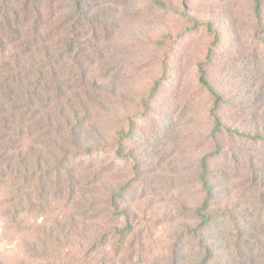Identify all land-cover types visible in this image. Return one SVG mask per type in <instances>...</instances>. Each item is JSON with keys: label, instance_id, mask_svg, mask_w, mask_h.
<instances>
[{"label": "rangeland", "instance_id": "1", "mask_svg": "<svg viewBox=\"0 0 264 264\" xmlns=\"http://www.w3.org/2000/svg\"><path fill=\"white\" fill-rule=\"evenodd\" d=\"M75 4L0 0V264L195 263L202 162L227 263L235 221L264 231V141L214 118L264 134V1ZM38 78L60 95L18 101Z\"/></svg>", "mask_w": 264, "mask_h": 264}, {"label": "trees", "instance_id": "2", "mask_svg": "<svg viewBox=\"0 0 264 264\" xmlns=\"http://www.w3.org/2000/svg\"><path fill=\"white\" fill-rule=\"evenodd\" d=\"M38 0H35V3ZM85 0H75V5L77 8H82ZM253 1V11L255 15L260 19L261 18V13L263 11V1L264 0H252ZM8 7V8H7ZM5 10V15L4 13V19L7 22V25L10 27V20H9V13H12L10 10L11 8L9 5ZM34 7L36 8L37 12L39 11V7L34 4ZM14 32V30H12ZM28 40H24L23 45H26ZM264 41V40H263ZM1 44H4L3 41H1ZM39 50V49H38ZM51 62V61H50ZM2 66H5L2 60L0 61V69ZM47 67V62L39 61L38 65L36 68L42 70H45ZM28 81V80H27ZM43 79L38 78L37 80H31L28 81L27 84L24 82L22 83V86L25 88V90L21 93L18 94L17 100H32L34 98H38L39 94L42 90L48 92V93H53L57 89L58 94L60 95L61 88L59 86H52V87H46L45 84H43ZM199 83L202 85V87L206 90L207 94L213 99L214 103L220 104V103H225V100L219 92L216 91V89L212 86L210 81L208 80L207 75L205 72L202 70L199 73V78H198ZM49 94V95H50ZM59 98V97H58ZM41 99V98H39ZM16 100V102H17ZM17 106L15 109L20 108L22 104H16ZM23 107H25L23 105ZM214 131H218L221 128H224V130L230 134L239 136L241 138H246L254 141H264V134L263 135H250L246 134L244 132H240L236 129H229L225 128L219 120L215 117L214 118ZM202 175L200 176L201 183L203 188L205 189L207 196L205 200L203 201L202 205L196 210V215L199 219H201L198 227L196 228H191L188 230V232L193 233L194 235L198 236L200 238V242L197 246L199 255L197 256V260L193 264H211V262L214 260L215 257V252L218 251L219 249L222 251H225L226 249H223L221 247H214L211 242L205 241V234L204 231L205 229L208 228V226H213L216 225L217 227H222L223 222H217L216 217L219 215L216 212H213L209 209V203L212 197V187L211 185L204 180L203 176L207 175L208 169L205 164V162H202ZM116 207V205H115ZM227 218V215L225 216ZM229 222L231 221V218H228ZM200 228L203 231H200V233L197 234V229ZM232 232L230 233V240L235 239L234 243H231V247L233 249L229 248L230 250L228 254V259L227 263L224 262V264H264V234H263V229H260L259 226H254L250 227L248 224H241L239 221H235L234 225L232 227ZM122 231V230H121ZM177 246V245H176ZM176 246H174L173 249V260L171 261V264H176L175 260V255H176Z\"/></svg>", "mask_w": 264, "mask_h": 264}]
</instances>
